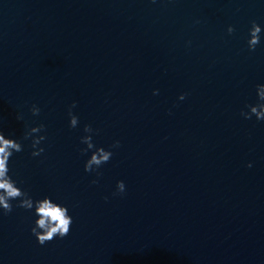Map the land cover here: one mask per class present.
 Returning <instances> with one entry per match:
<instances>
[{
  "label": "water",
  "instance_id": "obj_1",
  "mask_svg": "<svg viewBox=\"0 0 264 264\" xmlns=\"http://www.w3.org/2000/svg\"><path fill=\"white\" fill-rule=\"evenodd\" d=\"M253 20L264 27V0H0V131L35 121L48 136L12 168L73 215L43 247L25 210L0 216V264H264V123L239 115L264 84ZM85 124L99 145L120 141L97 184Z\"/></svg>",
  "mask_w": 264,
  "mask_h": 264
},
{
  "label": "clouds",
  "instance_id": "obj_2",
  "mask_svg": "<svg viewBox=\"0 0 264 264\" xmlns=\"http://www.w3.org/2000/svg\"><path fill=\"white\" fill-rule=\"evenodd\" d=\"M174 0H168L173 3ZM150 3L156 4L157 0H150ZM199 23V21H197ZM235 29L232 26L227 27V34L231 36ZM264 41V27L255 20L251 21L247 30L245 43L249 53L255 52L257 47ZM190 41L188 44L190 45ZM158 90L153 91L157 95ZM187 94H181L179 101L185 100ZM256 99L253 103H245L240 110L239 115L244 120H253L257 123H264V84L255 86ZM76 102L68 107L67 126L68 129L78 130L80 125L79 117L74 114ZM33 117L40 115L41 109L33 104L29 108ZM16 119L22 120L19 114ZM35 125V126H32ZM32 125L25 123L24 132L20 137L6 136L0 131V216H7L13 212L14 208L25 210L31 217L30 234L34 237L36 243L43 247L54 239L63 240L69 235L70 227L73 224V215L71 206L64 200L56 196H34L24 187V181L19 179L12 168L14 157L29 148L31 158L42 157L46 151V142L48 139L46 126L43 123L37 124L35 121ZM83 135L79 137L78 147L79 155L84 157L83 170L86 174L95 175L96 179L92 184H97L104 165L112 159L115 150L120 148V141L105 146L99 145L94 141V137L99 135V129L93 128L90 124H85L82 129ZM248 168L252 164L247 165ZM126 193L124 181L118 180L115 184L113 196H123ZM107 200V197H105Z\"/></svg>",
  "mask_w": 264,
  "mask_h": 264
}]
</instances>
